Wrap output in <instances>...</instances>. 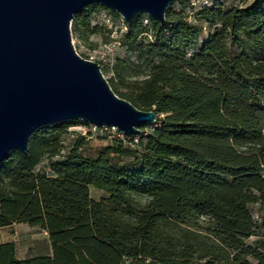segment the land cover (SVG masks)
Segmentation results:
<instances>
[{
  "label": "trees",
  "instance_id": "1",
  "mask_svg": "<svg viewBox=\"0 0 264 264\" xmlns=\"http://www.w3.org/2000/svg\"><path fill=\"white\" fill-rule=\"evenodd\" d=\"M94 7L74 16L75 29L90 25ZM199 15L215 30L198 47L202 27L170 8L165 22L152 19L148 43L138 40L144 27L127 35L158 59L134 90L110 85L156 111L151 130L87 156L85 136L63 151L69 127L86 123L66 120L41 127L26 153L12 150L0 163V227L37 225L52 243L51 254L27 258L14 241L0 243V264H220L194 261L192 244L163 246L155 232L168 221H195L232 251V264H264V241L248 242L259 227L250 205L264 206V0L229 9L216 0ZM116 155L132 160L122 164ZM44 156L52 174L35 171ZM91 186L109 196L92 198ZM131 193L150 201L132 209ZM125 210L134 220L128 230L112 219Z\"/></svg>",
  "mask_w": 264,
  "mask_h": 264
},
{
  "label": "water",
  "instance_id": "2",
  "mask_svg": "<svg viewBox=\"0 0 264 264\" xmlns=\"http://www.w3.org/2000/svg\"><path fill=\"white\" fill-rule=\"evenodd\" d=\"M175 0H0V163L26 153L43 126L81 120L136 135L156 111L117 95L100 65L82 57L72 39L74 16L101 4L130 23L146 13L157 22Z\"/></svg>",
  "mask_w": 264,
  "mask_h": 264
},
{
  "label": "rangeland",
  "instance_id": "3",
  "mask_svg": "<svg viewBox=\"0 0 264 264\" xmlns=\"http://www.w3.org/2000/svg\"><path fill=\"white\" fill-rule=\"evenodd\" d=\"M217 1L225 9H229L236 6L248 7L255 0ZM94 5V12L88 27L80 26L75 29L73 24L71 25L75 49L82 57L96 61L100 65L105 78L110 84H114V87L125 92L132 91L148 77L153 61L158 58H150L145 54V49L140 48V44L129 43L127 35L131 31L137 33L144 27L148 32L139 34L138 40L148 43L154 39L152 35L150 36L154 31L152 18L146 13H138L128 23L115 10L101 4ZM201 6L203 4L198 0H175L169 6L173 11L181 13L191 24L202 27L197 47L204 38L215 30V26L210 25L202 15H199ZM197 47L188 49V55H191ZM142 129L145 132L149 131L152 129V125ZM82 136H85V140L81 151L87 156H96L99 147L115 143L111 138L92 134L89 126L77 122L71 125L68 133L63 136L65 145L63 151L70 149L75 141ZM130 147L136 148L134 145ZM115 157L122 164L132 160L131 157L125 155H116ZM49 162L50 157L44 156L35 171L37 173L52 174ZM90 193L91 197L96 200H102L109 196L106 191L94 186H91ZM149 201L150 198L145 194L131 193L128 196L127 206L137 210L144 208ZM250 208L259 227L257 228V235L250 237L248 242L255 244L257 241H264V206L261 203H253ZM112 219L124 230L130 229L134 224V220L127 214L126 210L114 214ZM199 222L203 225L206 224L205 218H200ZM194 223L195 221L192 224L174 221L161 223L156 229L155 238L163 246L192 244L196 251L193 256L194 261H204L205 257H214L220 264H232V251L222 246L217 238ZM7 241H14L16 254L19 258L51 254L52 252L49 233L37 225H30L26 222H14L11 225L0 227V243ZM250 259L254 263L256 262L255 259Z\"/></svg>",
  "mask_w": 264,
  "mask_h": 264
},
{
  "label": "built area",
  "instance_id": "4",
  "mask_svg": "<svg viewBox=\"0 0 264 264\" xmlns=\"http://www.w3.org/2000/svg\"><path fill=\"white\" fill-rule=\"evenodd\" d=\"M199 2H202L203 6H210L213 4V1L211 0H198ZM85 126H89L92 134H98L101 137H107L111 139H123L127 140L130 135L124 134L119 131V129L116 126H97L95 124L85 123Z\"/></svg>",
  "mask_w": 264,
  "mask_h": 264
}]
</instances>
